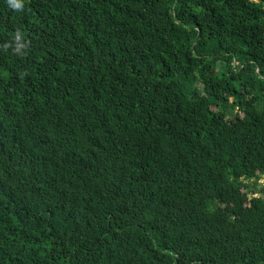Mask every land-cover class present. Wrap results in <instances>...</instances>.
I'll return each instance as SVG.
<instances>
[{
    "label": "trees",
    "instance_id": "1",
    "mask_svg": "<svg viewBox=\"0 0 264 264\" xmlns=\"http://www.w3.org/2000/svg\"><path fill=\"white\" fill-rule=\"evenodd\" d=\"M0 0V264H264V0Z\"/></svg>",
    "mask_w": 264,
    "mask_h": 264
},
{
    "label": "clouds",
    "instance_id": "2",
    "mask_svg": "<svg viewBox=\"0 0 264 264\" xmlns=\"http://www.w3.org/2000/svg\"><path fill=\"white\" fill-rule=\"evenodd\" d=\"M9 3L15 9H21L23 7L21 0H9Z\"/></svg>",
    "mask_w": 264,
    "mask_h": 264
},
{
    "label": "rangeland",
    "instance_id": "3",
    "mask_svg": "<svg viewBox=\"0 0 264 264\" xmlns=\"http://www.w3.org/2000/svg\"><path fill=\"white\" fill-rule=\"evenodd\" d=\"M260 182L264 183V179L260 180Z\"/></svg>",
    "mask_w": 264,
    "mask_h": 264
}]
</instances>
